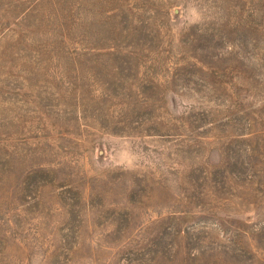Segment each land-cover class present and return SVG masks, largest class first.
<instances>
[{
	"label": "rangeland",
	"instance_id": "1",
	"mask_svg": "<svg viewBox=\"0 0 264 264\" xmlns=\"http://www.w3.org/2000/svg\"><path fill=\"white\" fill-rule=\"evenodd\" d=\"M0 264H264V0H0Z\"/></svg>",
	"mask_w": 264,
	"mask_h": 264
}]
</instances>
